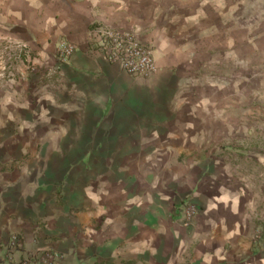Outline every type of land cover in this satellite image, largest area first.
I'll return each mask as SVG.
<instances>
[{
    "label": "crops",
    "instance_id": "obj_1",
    "mask_svg": "<svg viewBox=\"0 0 264 264\" xmlns=\"http://www.w3.org/2000/svg\"><path fill=\"white\" fill-rule=\"evenodd\" d=\"M161 2L0 0V264H264V158L259 184L222 156L215 86ZM96 25L150 27L153 75L105 60Z\"/></svg>",
    "mask_w": 264,
    "mask_h": 264
},
{
    "label": "rangeland",
    "instance_id": "obj_2",
    "mask_svg": "<svg viewBox=\"0 0 264 264\" xmlns=\"http://www.w3.org/2000/svg\"><path fill=\"white\" fill-rule=\"evenodd\" d=\"M163 1L159 11L175 14L174 28L187 23L181 29L190 30L203 64L199 82L215 86L210 112L219 113L215 120L225 131L222 156L237 161L238 171L254 174L253 182L261 184V169L245 162L264 158V0ZM148 29L140 36L134 32L156 60Z\"/></svg>",
    "mask_w": 264,
    "mask_h": 264
},
{
    "label": "built area",
    "instance_id": "obj_3",
    "mask_svg": "<svg viewBox=\"0 0 264 264\" xmlns=\"http://www.w3.org/2000/svg\"><path fill=\"white\" fill-rule=\"evenodd\" d=\"M93 43L96 44L101 56L112 63H116L120 70L133 78H146L156 70L153 50L142 42L132 30L114 29L105 25H96L90 30ZM58 57L66 58L75 51L73 45L60 42ZM8 63L3 66V72L9 73L12 70V57L7 56ZM11 74V73H10ZM197 213V207L188 204L184 208V217L188 221ZM19 245L17 236H12L8 247L15 249ZM42 264H57L56 257L51 251L41 254Z\"/></svg>",
    "mask_w": 264,
    "mask_h": 264
}]
</instances>
